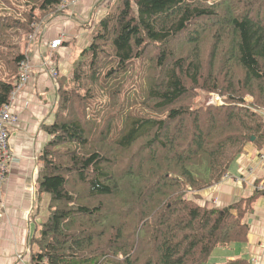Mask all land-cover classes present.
I'll use <instances>...</instances> for the list:
<instances>
[{
    "label": "trees",
    "instance_id": "16d2710c",
    "mask_svg": "<svg viewBox=\"0 0 264 264\" xmlns=\"http://www.w3.org/2000/svg\"><path fill=\"white\" fill-rule=\"evenodd\" d=\"M64 2L0 0V35L34 32ZM9 55L0 108L27 57ZM56 78L31 264H206L216 247L246 241L264 180L224 207L201 192L248 147L264 150V0H114L71 76Z\"/></svg>",
    "mask_w": 264,
    "mask_h": 264
},
{
    "label": "crops",
    "instance_id": "0c3cea01",
    "mask_svg": "<svg viewBox=\"0 0 264 264\" xmlns=\"http://www.w3.org/2000/svg\"><path fill=\"white\" fill-rule=\"evenodd\" d=\"M113 2L65 0L66 11L48 21L37 44L28 47L26 55L32 66V77L16 94L10 110L17 121L10 128L9 148L13 160L0 195V264H21L18 254L26 248L34 228L47 216V197L38 200L35 185L39 157L49 139L43 126L53 121L57 78L50 77L42 62L54 60L51 63L58 77L69 78L72 63L90 45L95 26ZM59 38H62L60 43ZM48 43L56 44V49L48 48ZM226 175L225 180L201 192L203 204L224 207L250 196L255 180H264V150L259 152L248 147ZM244 223L248 226L246 241L225 248L229 252L220 258L223 262L213 264L237 259L246 264H264V196L256 200Z\"/></svg>",
    "mask_w": 264,
    "mask_h": 264
},
{
    "label": "rangeland",
    "instance_id": "374dc122",
    "mask_svg": "<svg viewBox=\"0 0 264 264\" xmlns=\"http://www.w3.org/2000/svg\"><path fill=\"white\" fill-rule=\"evenodd\" d=\"M10 1L12 3L14 2V0H9V2ZM7 7L10 8L8 5H7ZM7 7H5V8H7ZM46 25L47 24H45V25H37L35 28L38 27L39 29L37 30V33L35 35H33V37L31 39H30V35L32 33H34V32H32L30 34H26L24 36L23 34L16 35L14 33V31H7L6 33L0 35V38H1V40H0V78L6 80V79H8L10 77L12 79L13 76H14L12 70H6L5 59H3V58H6V56L8 54H10L9 58L12 59L19 52L26 53L27 50H28V47L30 46V44H32V46L37 44V38H39V35L43 32V30L46 27ZM58 42L59 43L62 42V38H59ZM16 45H17V47H16L17 49L13 51L14 46H16ZM56 47H57L56 44L48 43V48L53 50V49H56ZM53 61L54 60H50V59L48 61H43L42 62V67L48 72V68H49V66H51V64H52L51 62H53ZM44 64H46V67H45ZM145 71L149 72V69H147ZM19 73L21 74L20 70H19ZM48 74H49V72H48ZM31 77H32V72H31ZM29 81H28V83H29ZM134 98L136 100H138L137 97L134 96ZM105 100H106V96L104 97L103 101L105 102ZM246 101L247 102H251L252 99L250 97H246ZM199 103H201V104H203V103L204 104H220L221 103V99L215 94H202L201 98L199 99ZM33 193L35 194V191H33ZM36 198H37V186H36ZM46 218H47V216H46ZM38 227H39V225L37 226V228ZM35 228H34V233H35ZM228 252L229 251H226L225 248L216 247L212 251V253L210 254L206 264H213V263H216V262H223L222 260H220V258L224 254H226ZM30 257H31V245H30V239H29L26 248L24 249V251L22 253L18 254L17 258H18V262H20L21 264H31Z\"/></svg>",
    "mask_w": 264,
    "mask_h": 264
},
{
    "label": "built area",
    "instance_id": "2783aa9c",
    "mask_svg": "<svg viewBox=\"0 0 264 264\" xmlns=\"http://www.w3.org/2000/svg\"><path fill=\"white\" fill-rule=\"evenodd\" d=\"M77 0H73L75 2ZM39 28H35L34 33L30 35V39L37 33ZM46 67V64H44ZM19 70L21 76L19 82L15 89L11 92L9 102L0 108V195L2 188L7 181V175L9 173V166L13 160V154L9 148V138H10V128L17 121L16 117L11 113V106L16 98V94L28 83L31 78L32 66L31 63L26 57L20 64ZM50 77L56 78L57 69L51 64L48 68ZM227 175H225L222 180H225ZM260 189L263 187L260 186Z\"/></svg>",
    "mask_w": 264,
    "mask_h": 264
}]
</instances>
